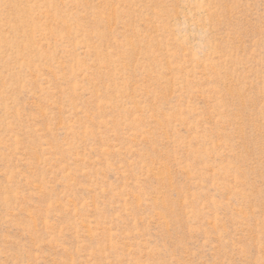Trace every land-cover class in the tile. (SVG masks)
Instances as JSON below:
<instances>
[{
	"label": "rangeland",
	"instance_id": "374dc122",
	"mask_svg": "<svg viewBox=\"0 0 264 264\" xmlns=\"http://www.w3.org/2000/svg\"><path fill=\"white\" fill-rule=\"evenodd\" d=\"M0 264H264V0H0Z\"/></svg>",
	"mask_w": 264,
	"mask_h": 264
}]
</instances>
